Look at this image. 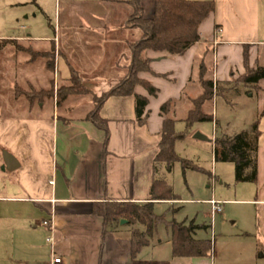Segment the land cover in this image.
Wrapping results in <instances>:
<instances>
[{"label": "crops", "instance_id": "crops-1", "mask_svg": "<svg viewBox=\"0 0 264 264\" xmlns=\"http://www.w3.org/2000/svg\"><path fill=\"white\" fill-rule=\"evenodd\" d=\"M129 1L88 0L99 8L124 5L130 10L117 20L98 12L81 17L76 23L80 32L58 36V66L60 69L63 62L67 69L64 83H68L72 68L91 95L68 96L60 103L56 98L54 106L44 96L22 101L15 97L0 99V145L20 163L12 172L3 171L0 156V264H51L50 245L46 242L50 233L41 226L44 220L52 223L53 248L59 264H132L129 236L134 227L125 222L102 235V220L92 213L93 205L147 201L162 121L167 117L177 122L172 117L176 113L186 117L191 100L201 93L197 83L200 64L214 82L238 79L244 74L245 63L251 68L264 66L261 1L199 0L215 4L214 11L198 28L199 42L182 56L144 53L149 71L140 72L138 79L150 84L156 94L149 95L141 85H136L133 93L147 99L145 124L136 121L133 95L112 96L100 106L99 115L107 121L108 128L104 145L103 131L87 116L92 95L99 97L127 76L131 62L128 44L142 37L140 29L126 24L132 12ZM140 4L143 17L151 18L154 0H141ZM53 40L54 37L47 39L50 47ZM10 70L14 72L12 65ZM27 71L30 73V69ZM258 87L249 99L239 103L245 109L250 107L248 116L243 115L246 129L257 121L254 184L258 193L255 198L229 200L255 208L251 232L242 235L253 242L254 252L262 251L254 264L264 260V79ZM167 101L172 104L166 116H161L160 107ZM48 104L51 111L45 110ZM216 171L215 176H210L215 178ZM210 201L220 202L206 200L209 211ZM210 254L153 264H213ZM134 264L151 263L137 256Z\"/></svg>", "mask_w": 264, "mask_h": 264}, {"label": "rangeland", "instance_id": "rangeland-1", "mask_svg": "<svg viewBox=\"0 0 264 264\" xmlns=\"http://www.w3.org/2000/svg\"><path fill=\"white\" fill-rule=\"evenodd\" d=\"M86 1L0 0V99L15 97L22 101L26 98L36 99L40 95L45 98L44 93L47 92L46 98L55 105L56 98L57 101L59 99V89L69 85L64 83L67 69L63 62L60 63V69L58 66V36L80 32L76 23L81 17L87 18L98 12L117 20L125 10H130L124 5L99 8ZM260 1L261 11L264 12V0ZM53 37L54 42L50 47L47 39ZM47 60L52 65L51 70L46 67ZM10 65L14 72L10 70ZM87 91L89 93L84 96L92 94L89 89ZM240 93L239 96L227 95V100L218 96L206 104L204 112L213 117V122L193 124L185 138L176 142L177 155L191 161L200 171L183 172L180 163L175 162L170 172L165 171L164 165L158 167L156 175L171 187L179 201L154 205V215L163 217L165 222L174 220L185 225L193 222L199 226L193 237L211 241L213 264H254L262 254V251L254 252L253 242L242 237L245 232H251L256 221L255 208L229 201L255 198L258 186L253 183H236L233 164L214 160L213 141L216 136L232 135L248 128L246 116L243 115H247L250 107L245 109L239 103L249 99L250 94ZM94 97L92 95L91 110L94 109ZM45 110L51 111V105L48 104ZM172 117L177 119L175 130L183 131L184 123L180 121L183 115L176 113ZM196 133L204 136L207 141L194 139ZM215 171L216 177H211L210 173L214 175ZM211 198L224 202L221 213L213 217L205 203ZM154 230L150 246L142 249L138 259L148 260L151 264L169 262L172 259L170 229L163 222L157 224ZM260 261V264H264V260Z\"/></svg>", "mask_w": 264, "mask_h": 264}, {"label": "trees", "instance_id": "trees-1", "mask_svg": "<svg viewBox=\"0 0 264 264\" xmlns=\"http://www.w3.org/2000/svg\"><path fill=\"white\" fill-rule=\"evenodd\" d=\"M141 0H130L132 12L127 18V26L138 28L142 37L135 43L128 44L131 50V62L127 76L109 91L94 97V109L87 118L101 131H103L104 145L108 139L107 121L99 115V108L103 102L112 96H134V109L136 121L143 125L147 119L145 111L147 99L133 93L136 85H141L149 95L154 96L156 89L147 82L138 79L142 71H149V60L145 58L147 51L165 53L169 56H182L185 52L199 42L198 28L201 23L214 11L213 1L196 0H154V12L151 18L143 17ZM246 58V55H245ZM46 67L52 69L47 60ZM242 76L233 81L214 82L209 76L206 67L200 64L197 69V83L200 95L191 100V108L183 119L184 130H175V120L164 118L162 121L158 144V151L153 161V178L149 188L148 199L144 203L129 202H104L95 203L92 213L102 220V235L111 232L121 220L134 228L130 231V257L132 264L143 248L147 247L153 237L155 226L165 224L171 232V257L172 258H199L211 251L210 240H197L193 234L199 226L190 222H165L161 216H155L153 208L159 202L179 201L167 183L158 179V167L164 165L166 172H170L175 162L180 163L182 171L197 170L191 161L180 158L175 151V143L183 140L192 125L201 122H213V117L204 112V106L214 98L222 96L227 100V95H248L259 90L258 82L264 79V66L249 67L245 63ZM68 86L61 87L58 91V103L68 96L85 95L89 92L83 80L74 71L69 69ZM45 97H48L44 93ZM43 96V95H42ZM38 97H41L38 96ZM172 102L167 101L160 107L161 116H166ZM217 127V122H215ZM257 121L249 129L241 130L232 135L221 134L213 141L215 162L231 163L234 167V181L236 183H256L257 181ZM141 229H139V228Z\"/></svg>", "mask_w": 264, "mask_h": 264}, {"label": "built area", "instance_id": "built-area-1", "mask_svg": "<svg viewBox=\"0 0 264 264\" xmlns=\"http://www.w3.org/2000/svg\"><path fill=\"white\" fill-rule=\"evenodd\" d=\"M53 182H50L52 184ZM210 214L211 217H213L216 214H219L221 212V205L222 203L216 202V201H210ZM41 226L47 229L50 233V236L46 238V242L50 245V258H51V264H59L60 258L56 256V252L53 248V226L50 220H44L41 222Z\"/></svg>", "mask_w": 264, "mask_h": 264}, {"label": "water", "instance_id": "water-1", "mask_svg": "<svg viewBox=\"0 0 264 264\" xmlns=\"http://www.w3.org/2000/svg\"><path fill=\"white\" fill-rule=\"evenodd\" d=\"M193 138L197 140L207 141V139L199 133H196L193 136ZM0 156L3 162L1 170L6 171V172H12L19 168L20 163L18 159L15 156H13V154L8 149H6L5 147L1 145H0ZM125 222H126L125 220H121L120 224H123Z\"/></svg>", "mask_w": 264, "mask_h": 264}]
</instances>
